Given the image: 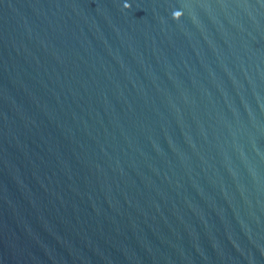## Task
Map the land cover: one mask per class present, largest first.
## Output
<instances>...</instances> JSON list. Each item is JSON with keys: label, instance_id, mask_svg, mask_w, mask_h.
<instances>
[{"label": "water", "instance_id": "95a60500", "mask_svg": "<svg viewBox=\"0 0 264 264\" xmlns=\"http://www.w3.org/2000/svg\"><path fill=\"white\" fill-rule=\"evenodd\" d=\"M0 264H264V0H0Z\"/></svg>", "mask_w": 264, "mask_h": 264}, {"label": "clouds", "instance_id": "9594fccd", "mask_svg": "<svg viewBox=\"0 0 264 264\" xmlns=\"http://www.w3.org/2000/svg\"><path fill=\"white\" fill-rule=\"evenodd\" d=\"M125 7L130 8L131 5H125ZM182 15H183V13L181 11H175L174 18L177 19V20H179L182 17Z\"/></svg>", "mask_w": 264, "mask_h": 264}]
</instances>
